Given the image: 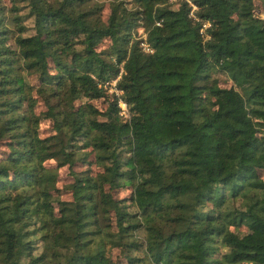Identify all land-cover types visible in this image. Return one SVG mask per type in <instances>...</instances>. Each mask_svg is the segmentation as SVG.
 <instances>
[{
  "label": "trees",
  "instance_id": "obj_1",
  "mask_svg": "<svg viewBox=\"0 0 264 264\" xmlns=\"http://www.w3.org/2000/svg\"><path fill=\"white\" fill-rule=\"evenodd\" d=\"M108 1L0 6V264H264V0Z\"/></svg>",
  "mask_w": 264,
  "mask_h": 264
},
{
  "label": "rangeland",
  "instance_id": "obj_2",
  "mask_svg": "<svg viewBox=\"0 0 264 264\" xmlns=\"http://www.w3.org/2000/svg\"><path fill=\"white\" fill-rule=\"evenodd\" d=\"M101 2L103 1L104 2V8H103V11H102V18L104 20H106L107 18V15L109 13V1L108 0H100ZM16 3V5L19 6V9H18V12L21 13V14H24L25 11H26V8H25V2L24 0H0V6H1V11H2V14L4 16V22L9 26V27H14V22L11 20L12 18V11L10 10V7L13 3ZM130 5V4H129ZM172 5L173 6H176L177 3L176 1H173L172 0ZM262 16H264V13H262ZM30 22H31V18H25L23 20V23L24 24H27L29 25V27H31L30 25ZM32 29L29 28L26 30V33L28 32H31ZM135 35L137 37H142L143 35H145L144 33V30H143V27L141 26H138L137 27V30H136V33ZM12 39H10L9 41H11ZM7 40V42H9ZM109 43H110V39L109 38H105L101 41V43L98 45V49H107L108 46H109ZM216 75L218 76L219 78V81H220V85L221 86H229L231 85L232 81L231 79H229L228 75L224 72H216ZM27 80L29 83H33V84H37V80L35 79L34 75H28L27 77ZM107 82L104 83V86L108 92L109 95H111L113 93V89L110 87V84H106ZM32 87V86H31ZM32 90V91H31ZM31 94H32V99H31V102H32V107L34 109V111L39 114V115H43V111L45 109V104L43 102V99L42 97L40 96V93L37 91V88H36V85L35 87H32L31 88ZM122 99H119V105L121 107V110H122V115L123 117H128L129 115V112L127 110V105L124 106V102L123 100L121 101ZM99 108L103 109L106 105V100H103L101 98H95L92 100ZM77 102H80L79 100L76 101ZM123 107V108H122ZM264 126V124H262ZM39 131H40V134L41 135H47L49 133L52 132V123H51V120L46 118V117H42L39 121ZM2 155V151L0 150V157ZM45 164L48 165V166H52V167H56L57 166V171H58V180H57V185L58 186H62L63 184L69 182L71 180V176L69 174V171H68V166L67 165H62V166H58L56 161L54 159H47L45 160ZM84 166L82 163H76L74 165V168L75 169H82ZM94 170H97L99 167L97 165H93L92 167ZM259 176L261 178L264 179V169H260L259 170ZM129 192H130V189H127V188H122V189H118L117 191H115V195L116 196H127L129 195ZM63 198H67V197H70L69 193H64L63 195ZM242 229H246V227L243 226ZM139 254V256L141 257L142 256V251H139L137 252ZM246 263V262H244Z\"/></svg>",
  "mask_w": 264,
  "mask_h": 264
},
{
  "label": "built area",
  "instance_id": "obj_3",
  "mask_svg": "<svg viewBox=\"0 0 264 264\" xmlns=\"http://www.w3.org/2000/svg\"><path fill=\"white\" fill-rule=\"evenodd\" d=\"M189 5H190V15L192 16H195V18H197V16L194 14V10L196 9V5L192 2V0H187ZM264 13V12H263ZM159 23V22H158ZM209 24L208 21H204L201 28H200V31L205 34L206 36L208 35L207 33H204L205 32V27ZM142 44L144 45V48L145 49H149V50H152L149 45L146 43V42H142ZM118 77L112 79L111 81H109L108 84H110V87L113 89V91H115L116 93H120L121 91L115 87V82L117 80ZM122 101V100H121ZM124 102V101H123ZM125 102H124V106H125ZM123 108V107H122ZM120 113L122 114V110L120 111Z\"/></svg>",
  "mask_w": 264,
  "mask_h": 264
}]
</instances>
